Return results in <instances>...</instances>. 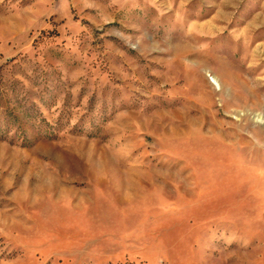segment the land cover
Returning a JSON list of instances; mask_svg holds the SVG:
<instances>
[{"label":"rangeland","instance_id":"1","mask_svg":"<svg viewBox=\"0 0 264 264\" xmlns=\"http://www.w3.org/2000/svg\"><path fill=\"white\" fill-rule=\"evenodd\" d=\"M0 264H264V0H0Z\"/></svg>","mask_w":264,"mask_h":264}]
</instances>
